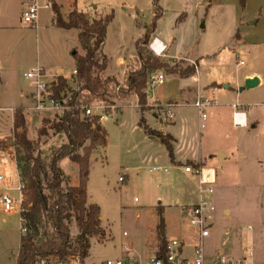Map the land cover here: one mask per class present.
I'll list each match as a JSON object with an SVG mask.
<instances>
[{"label": "rangeland", "instance_id": "obj_1", "mask_svg": "<svg viewBox=\"0 0 264 264\" xmlns=\"http://www.w3.org/2000/svg\"><path fill=\"white\" fill-rule=\"evenodd\" d=\"M44 1H48L50 7H40L37 21L28 25L22 18L27 0H0V68H6L8 71L12 67L18 71L17 80L6 83L5 87L0 85L1 88L11 91L16 88L17 91L31 90L22 72L37 62L45 64L44 67L60 68L62 65L69 67L70 59L69 53H66V47L72 42L75 43V46H72L73 49L77 46L73 35L75 30H70L68 33L52 23L53 2L58 5L64 19L72 8L89 12L91 18L103 17L113 12V18L107 26L102 51L114 64L119 57L124 59V76L129 67L133 69L139 66L134 45L143 34L144 24L150 23L153 18L155 10L153 0H38V3L42 5ZM220 1H226L227 5H220L219 3H223ZM208 3L211 4L208 5ZM158 5L162 11V19L157 26L160 29L158 37L164 39V36L169 37V42L174 41L173 46L178 49L176 53L188 54L198 60L197 76L200 80L198 84L205 85L209 81L217 80L229 85L232 88L229 90L230 95L234 94L232 102L251 104L252 113L258 117H264V104H261L264 103V0H215V2L213 0H158ZM234 9L238 15L243 16L241 23L236 25H234ZM193 16L194 23L191 22ZM178 17L180 19L176 23ZM251 18L256 19L257 23L250 25L248 21ZM35 24H37L36 28ZM4 26L8 28H1ZM236 32H239L244 43L238 42V38L235 37ZM148 49L154 55L149 44ZM77 51L83 52L81 49ZM166 52L167 50L164 54ZM98 57L101 59V55ZM159 58L165 62L166 66L150 71L148 76L157 73L166 74L186 66H193L195 69L193 63L186 65L182 58H171L166 54ZM239 61H243V64L239 65ZM118 71L122 73L123 69L119 68ZM247 71L260 73L263 77L262 83L241 92L236 91L239 90L237 82H240ZM102 76L114 75L104 70ZM124 76L120 80L114 77L119 84H122ZM2 81L4 83V80ZM243 85L244 82L241 86ZM162 86L165 89L175 87L174 79L166 75L163 84L151 85L150 94L158 98V91ZM133 96L135 95L121 96L112 92L106 97V102L102 101L105 105H113V108L106 110L114 111V118L110 117L101 123L107 133L106 145L96 149L90 157L86 189L88 198L100 208V218H102L100 226L104 234L90 239L91 245L85 264H102L107 259L119 257L117 255L127 248L138 251L146 247V241L152 239L156 242L154 228L159 221V208L166 225L167 237L170 240L181 241L184 256L192 255L197 232L187 222L184 205L199 203L198 186L202 182V176L196 174V170L204 169V181L212 180L214 171L211 168L195 165L191 173H186L184 161L171 162L165 146L159 139H149L150 134L138 124L140 112L136 105L131 104ZM19 103L32 105L28 97L21 98ZM94 103L89 106L92 107ZM161 106L158 103L149 106L148 111L161 114L158 120L150 118V126L162 131L170 130L171 125L167 115L169 107L165 106L167 110L160 112ZM21 108L25 117L26 110L22 106ZM32 111H28V114L33 117V120L27 122L25 117L28 124V127L25 124L27 137L37 140L39 148L44 153H48L52 145H59L65 141V138L62 134H53L49 128L50 125H46L47 135L38 137V130L43 126V119L52 121L58 113L47 109ZM171 111L178 119L177 123H180L186 138L189 135L187 131L191 133L189 137L192 140H188V150L186 148L185 153L194 150L197 153L200 152L201 157L205 155L204 157L208 160L206 152L215 145L232 152V157L226 160L223 167L216 164L217 184L214 183L213 186L211 184L213 193L210 197H214L216 203L223 201V197L219 194L221 190L219 184L223 178L224 182L229 183L228 205L233 212L236 211L239 228L248 232L245 227L249 224L255 233L264 236V187L250 183H235V177L243 175L246 169L238 167L242 162L237 163V150L244 152L247 144L251 146L252 139L259 132L258 129L247 130L240 127L230 129V125L224 122L222 132L225 136L223 138L210 133L207 127L201 129L202 133L204 132L201 137L197 111L191 104L180 109H171ZM207 123L206 121L205 125ZM11 127L12 122L8 112L0 110V139L11 134ZM152 130L155 135H166L161 131ZM11 146L12 141L7 140L6 148L0 149V172L5 176L7 192L18 200L20 192L16 188L19 186V179L15 163L10 156L13 153ZM155 166H159L161 170H153ZM252 166L254 165H248L249 174L252 172ZM61 167L76 185L78 183L77 164L64 158ZM225 167H229L227 171H224ZM164 168H167V171H164ZM226 172L227 175L224 176ZM212 204L215 206L213 201ZM217 206L220 208L219 205ZM218 212L215 206L216 221L221 216ZM214 226L210 229L211 236L203 241L204 252L208 253L206 258L209 262L216 254L225 251L215 248L218 246V241L214 234L219 226ZM76 232V226H72L73 237ZM20 234L19 207L13 213L0 210V264H15ZM129 242H132L131 246ZM260 248H263V245ZM144 253L142 256L146 255ZM224 253L231 255L230 250ZM69 263L73 264L72 260ZM247 264H264V252L260 251L257 257L254 253Z\"/></svg>", "mask_w": 264, "mask_h": 264}, {"label": "trees", "instance_id": "obj_2", "mask_svg": "<svg viewBox=\"0 0 264 264\" xmlns=\"http://www.w3.org/2000/svg\"><path fill=\"white\" fill-rule=\"evenodd\" d=\"M153 4V18L150 23L144 24V32L134 45L139 66L133 69L129 67L122 84H119L114 76H102L108 62L102 47L113 12L91 18L89 12L72 8L64 19L58 5L52 3V23L63 29L77 31V46L72 55L76 74L70 78L58 75L56 81L52 82L50 96L63 106V110L52 121L43 119V126L38 130V137L47 135L46 125H50L53 134H62L65 141L52 145L49 153L45 154L37 140L27 137L26 120L21 107L14 110L11 134L0 139L2 150L6 148L7 140L12 141L11 159L15 163L21 191V234L15 264H69L75 258L82 264L89 253L90 239L104 234L100 226V208L88 200L86 184L90 157L96 149L105 147L107 133L104 126L97 122V116L85 115V107L96 101L106 102V97L114 92L121 96L134 94L140 112L150 109L146 94L148 74L166 66L148 49L157 21L162 15L158 0H153ZM238 35L239 32H236L235 37L238 38ZM77 49L83 52L79 53ZM177 71L180 75H189L195 69L186 66ZM138 124L146 133L154 134L142 116ZM155 136L173 161L171 136ZM63 158H68L78 166L76 185L69 184L70 177L60 167L59 162ZM159 209L155 256L162 258L168 251V240ZM72 226L77 228L74 237L71 235Z\"/></svg>", "mask_w": 264, "mask_h": 264}, {"label": "crops", "instance_id": "obj_3", "mask_svg": "<svg viewBox=\"0 0 264 264\" xmlns=\"http://www.w3.org/2000/svg\"><path fill=\"white\" fill-rule=\"evenodd\" d=\"M200 2H201L200 4H202V1H200ZM213 2H215V0H213ZM220 2H223V3H219L220 5H223V6L227 5V3H225L226 1H220ZM210 4L208 3V5H210ZM233 12H234V25L241 23V18H243V16L238 15L236 13L235 9ZM251 16H252V14H251ZM161 19H162L161 17L158 19L157 26H158V22ZM179 19H180V17H178V19L176 20V23ZM194 21H195V17L193 16V18H191V22L194 23ZM248 23L250 25H253V24L257 23V20L254 18H251L248 21ZM34 27L36 28L37 24H35ZM1 28H8V27L4 26ZM156 28L157 29L153 33L152 38H157L160 41H162L164 44L167 45V52L165 53L167 55V57L182 58V60L185 62L184 64H186V65H190L191 63H193L195 65V72L193 74H189V75H180L179 71H176V70H179L180 69L179 68V69H175L176 72L173 71V72H168L166 74H163L164 79H165L166 75H169L170 78L172 77V79H174L175 87L172 86V87H169L168 89L167 88L165 89L162 86L158 91V98H156L154 95L150 94L149 91H151V90L146 91L148 105L153 106L155 103L162 105L161 106L162 108H160V112L161 111L164 112L167 110V107H165L166 103L170 104L169 110H167V113H168V111L172 113V116L171 117L169 116V125H171L170 130L162 131V130H159L158 128L150 126V118H153L154 120H158V118L160 117L161 114L159 115V114L155 113L154 111L150 112L148 110L140 112L138 104H137V97L136 96H133L131 104H134V106L136 105V107L138 108V111L140 112V117L142 116L144 118V120H145V122L149 128L161 131L164 134H168L171 136V145L173 148V161H171V162L181 163L180 161H184V167L186 165H190L192 168H194L195 165H198L199 167L211 168L214 171V178H213L214 181H213L212 186L214 185V183L217 184L216 182H217L218 170H217L216 164L220 165V167H223V164L226 162V160H228L230 157H232V152L225 151L224 149H222L221 146L215 145V146L211 147V149H209L206 152L208 160L206 159V157H204L205 155L203 157H201L200 152L197 153L194 150L190 153L188 151H187V153H185L187 145H189L188 140L189 139L192 140L189 137L191 135V133H189V130H188L187 132L189 135H188V138H186L185 132H183V129L180 128V123H177L178 119L173 114V111H171V109L176 110L177 108L180 109V108L186 107L187 105L191 104L197 111L198 128L201 131L200 136L202 137L204 134V132L202 133L201 129H204L207 127L208 130L210 131V133L212 132L213 134L219 135L222 138H223V136H225L224 135L225 133L222 132L223 123L224 122L228 123L230 125V129H232V127L233 128L240 127V126L234 125L233 113L235 111H242L244 113L243 116L245 118L244 117L243 118L245 120L246 125L241 126L240 128H244L247 130L258 129L259 132L252 139L251 146L249 144L246 145L244 152L237 150V156H236L237 163L242 162L240 165H238V167L246 168V169H245L243 175H237V177H235V183L236 184L237 183H239V184L250 183V184H254L255 186L264 187V117L255 116L252 113L253 111H252V105L251 104L240 103L237 101L232 102L231 99L233 98L234 94L230 95L229 90L232 88L229 87V85L218 82L217 80L209 81L205 85L198 84V82L200 81L198 76H197L198 60L193 58L192 56H190L188 54L181 55L180 53H176V51H178V49L175 48V46H173L174 41L169 42V40H168L169 37H166V36H164L165 39L158 37L157 34L160 31V29H158V27H156ZM60 29L66 31L68 33H70V30H75V29H63V28H60ZM73 35H74V40L77 43V31L76 30L74 31ZM173 38H175V37H173ZM238 42L244 43L242 41L240 34L238 35ZM69 44L66 47V49H67L66 53H69V59H70L69 60V67H66L65 65H62V66L60 65L61 66L60 68L57 66L44 67V66H46L45 64L37 62L35 65H31L29 68H27V70L25 72H27L28 70H30L31 68H33L35 66H43L46 69L49 76L63 75L66 78H70V74H71L72 70L74 69V59L72 56L73 55L72 52L74 49L72 46H75V43L72 42L71 45H69ZM104 55L106 56V58L108 60L107 66L105 68L106 73H112L117 78V80H120V78L124 76V74H123L124 73V66L123 65H125V64H119V62L122 61L124 63V59L119 57L118 60L115 61V64H114V62L111 60V58L107 54L104 53ZM0 64H1V62H0ZM119 68L123 69L122 73H120L118 71ZM9 69L10 70L7 71L6 68H0V85H3L4 87H5L6 83L9 84L10 82L17 80L18 71L16 69L15 70L12 69V67H10ZM9 71H11V72H9ZM25 72H22V76H24ZM254 76H256L259 80L258 84L256 86L260 85L262 83V80H263L262 75L260 73H258L257 71H247L246 73H244L240 82H237L238 88L241 86L242 82H244L246 78H251ZM2 80H4V83ZM221 80H223V79H221ZM4 87H2V88L0 87V110L7 111L9 114L11 122H13L14 110L17 107L22 106L26 110L25 117L27 118V122L33 120V117L30 114H28V111L33 112L32 110H36L33 108L34 104H33L32 96H31L32 92H33V88L30 86L31 90L26 89V91H21V90L17 91V88H16V90L13 89L11 91V90H6V88H4ZM251 88H253V87H251ZM243 90H245V89H243ZM236 91H239V90L237 89ZM239 92H241V91H239ZM26 97H28L32 101L31 106L24 105L23 103H19L21 101V98H26ZM197 98H205V99H209L212 101L210 103V105H208L205 108V114H206L205 118H203L201 116L200 110L194 106V101ZM235 99H237V98H235ZM219 100H221V101H219ZM261 104H264V103H261ZM46 109L47 110H54V113L55 112L58 113L57 115H60L62 113V110H63V108H60V109L46 108ZM43 110H45V109H43ZM167 115H169V113ZM206 121L208 123L205 125ZM26 125L28 127V124H26ZM149 139L157 140L158 137L150 135ZM187 150H188V148H187ZM48 153H45V154H48ZM63 160H64V158L61 159L59 162L60 167H61ZM213 162H215V163H213ZM250 164L254 165V166H252L251 174H249L250 168L248 167V165H250ZM227 168H229V167H225V170L224 169L223 170L227 171ZM62 170L66 175H68L64 171L63 168H62ZM163 170L167 171V168H164ZM191 172H186V173H191ZM226 175H227V172L224 174V176H226ZM224 181L225 180H223V178H222L221 182L219 184L220 185L219 188H221V190L219 191V194L221 197H223V201L216 203V201H215L216 199L214 197L213 198L210 197L211 200L213 201V203L215 204V206L217 207V212L219 211L218 213L221 215V216H219V219H217V221L215 219V218H217L215 213L212 216L213 217V223H212L210 229L214 228L215 227L214 225L219 226L218 230H217V228L215 229V234H214V235H216L215 237L218 241V246L215 248H219L222 251L225 250L224 252H228L230 250L231 255L225 254L224 252H219L218 254H222V255H225L228 257H232V258L241 257L244 255V253L246 252L247 249H251L252 253H253L252 256H254V253H255V256L257 257L258 254H260V251L264 252V240H262L264 236L255 233L253 230V227H251V225H249V224L245 227L246 230H248V232L243 231V230H241V228H239L238 216L235 214L236 211L233 212L232 209L228 205L229 199H230L228 197L229 196L228 190L230 189L229 183L224 182ZM69 184L75 185L71 179H70ZM199 187H200V185L198 186V188ZM222 188H224V189L222 190ZM216 192H217V189L214 191V193L216 194ZM199 198H200V192H199ZM88 200L91 201V199H89V198H88ZM216 204L219 205L220 208ZM184 206H187V205H184ZM101 220H102V218H101ZM20 224H21V220H20ZM154 229H155V237H156V226ZM216 230H217V232H216ZM166 234H167V231H166V225H165V235ZM209 236H211V231H210ZM166 238L168 241L170 240L167 237V235H166ZM128 244H129V246H131L132 242H129ZM90 245H91V243H90ZM154 245H155V247H154ZM243 245H245V246L247 245V247L244 246V250H243ZM262 245H263V248H260V246H262ZM182 247H181V252L183 253ZM156 250H157V240H156V242H154L151 239L149 241H146V247H144L143 249H140V250L138 249V251H137L136 249L133 250L132 248H127L123 252L119 253V255H117L119 257H117V258L125 257V256H129V257H133V258H140V256H141L140 259H144V258L146 259V258L154 256ZM144 252L146 253V255L142 256V254ZM147 254H149V255H147ZM205 254H208V253H205ZM237 254H239V255H237ZM216 256H217V254L214 256V258ZM82 264H85V259L83 260Z\"/></svg>", "mask_w": 264, "mask_h": 264}, {"label": "built area", "instance_id": "obj_4", "mask_svg": "<svg viewBox=\"0 0 264 264\" xmlns=\"http://www.w3.org/2000/svg\"><path fill=\"white\" fill-rule=\"evenodd\" d=\"M50 7L48 1H44V4H39L38 0H27V5L25 6L22 12V18L25 23L32 25L37 21L38 10L40 7ZM150 50L154 53V56L161 57L164 56V52L167 50V45L164 44L157 38H153L149 43ZM243 62L240 61L241 65ZM119 64H124L122 61ZM75 68L72 70L70 76L75 75ZM63 76V75H62ZM24 77L28 81L29 85L33 88L32 100L33 108L37 111L52 108L60 109L63 108L59 102L50 96V86L52 82H55V76H49L46 69L43 66H35L24 73ZM164 82V75L162 73H157L148 76L147 89L154 85H160ZM154 84V85H153ZM212 101L205 98H197L194 101V106L200 110L201 116L206 117L205 108L210 105ZM167 107H170V104H165ZM235 106V105H234ZM107 108H113V105H105L103 102H96L91 106L85 107V115L88 116H97V122L102 123L108 118H114V111H107ZM169 116H172V113L169 112ZM244 113L242 111H235L233 113V123L235 126H245V120L243 118ZM161 170L160 167L156 166L153 170ZM184 170L186 172L193 171L191 166H185ZM203 168L196 170V174L202 176V182L199 187L200 199L199 203L193 205H187L185 207V216L187 218L188 224L196 230L197 236L194 240V246L192 250V255L186 257L181 252V241L172 239L167 243V253L164 257L158 258L155 255L146 259H137L129 256L107 259L102 264H247V261L252 258V250L247 249L243 256L238 258L228 257L222 254H218L210 262L206 258L204 252V239L210 235V227L213 223V214L215 212V206L212 204L210 195L213 193L211 184H213L214 177L212 180L204 181L203 178ZM121 179V178H120ZM6 179L2 172H0V210L6 213H13L17 207L20 210L21 204V191L20 184L16 188L20 194L19 199H14L8 192L7 187H5ZM73 264H80L77 258L72 259ZM43 264V262L36 263ZM70 264V263H69Z\"/></svg>", "mask_w": 264, "mask_h": 264}, {"label": "water", "instance_id": "obj_5", "mask_svg": "<svg viewBox=\"0 0 264 264\" xmlns=\"http://www.w3.org/2000/svg\"><path fill=\"white\" fill-rule=\"evenodd\" d=\"M203 27V24L201 25ZM75 51L73 50L72 54L74 53ZM258 78L256 76L254 77H251V78H246L245 81H244V85L239 87V91H242L243 89H249L251 87H254L258 84ZM10 144V143H8Z\"/></svg>", "mask_w": 264, "mask_h": 264}, {"label": "bare ground", "instance_id": "obj_6", "mask_svg": "<svg viewBox=\"0 0 264 264\" xmlns=\"http://www.w3.org/2000/svg\"><path fill=\"white\" fill-rule=\"evenodd\" d=\"M244 117V116H243ZM245 118V117H244Z\"/></svg>", "mask_w": 264, "mask_h": 264}]
</instances>
